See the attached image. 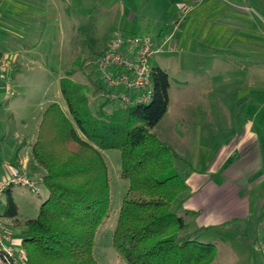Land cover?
Returning <instances> with one entry per match:
<instances>
[{"label":"trees","instance_id":"obj_1","mask_svg":"<svg viewBox=\"0 0 264 264\" xmlns=\"http://www.w3.org/2000/svg\"><path fill=\"white\" fill-rule=\"evenodd\" d=\"M66 75L61 92L68 113L50 104L32 147L49 196L38 217L25 223L26 264H98L95 240L111 205L107 150L120 151L121 177L129 183L113 233L121 259L126 264H214L216 247L187 234L196 213L182 208L188 187L176 162L184 159L152 132L168 110V73L154 67L151 102L132 106L106 98L95 70L88 85L73 81V72ZM90 94L104 97L95 110ZM111 105L123 110L108 112ZM4 215L18 216L10 193Z\"/></svg>","mask_w":264,"mask_h":264},{"label":"rangeland","instance_id":"obj_2","mask_svg":"<svg viewBox=\"0 0 264 264\" xmlns=\"http://www.w3.org/2000/svg\"><path fill=\"white\" fill-rule=\"evenodd\" d=\"M247 1L248 5L252 7L253 13L262 16V21L257 17V23L262 25L264 31V7L257 6L255 4L256 0ZM127 2L129 0H15L17 6L13 2L11 10L8 9L7 13L4 14L7 22L4 20L5 22H2V24H6L8 29L15 28L17 34L27 30L30 31L32 25V31L40 40V44L36 54L38 65L29 69L25 68L23 71L21 82L23 83L24 94L21 97L7 95L6 98L10 100L9 109L11 112L7 117V125L10 128V133L7 136L10 141L15 136H21L22 123L28 125L27 133L29 135L36 133L37 125L40 124L46 107L43 102V93L46 90H52L50 94L54 96V90L58 91L60 89V78H66L67 72L74 73L71 79L76 83L88 84V75L94 74L95 63L116 33H121L125 38L134 36L138 38L153 37L157 23L151 17L145 19L144 17L135 16L134 18L133 13L136 15L139 9H131ZM188 7L191 9L190 6ZM129 8L133 12L132 14H129ZM152 8L154 7H149V16H154L151 13ZM206 8L207 6L204 7V9ZM137 14L141 15V12L139 11ZM21 16L26 17L22 18ZM32 17L37 18V21H32L30 19ZM28 19L32 22L28 23ZM13 20H15V23H12ZM19 21L22 27H18ZM159 26L160 24L157 25V27ZM121 30L131 32L132 35ZM14 40L17 42L16 39ZM196 42L199 52L210 48L208 46L209 39L207 41V39L205 40L199 36ZM211 42L210 40L213 48L218 47L219 44L221 45V43ZM175 46L174 43L172 52H164L157 56L155 63L165 70L170 77V110L162 122L161 129L164 134L163 138L184 159L183 162H176V169L184 178L185 174L190 173L192 170L203 172L215 168L214 165L212 166L213 159H215L218 150L222 146L230 147L233 145L234 139L241 130V124L245 121L244 118L239 117L240 112L243 113L244 99L248 96L253 97L254 92L250 91L249 86H243L240 89L234 85L227 89L225 87L224 94L229 95L230 99H237V101L234 102L235 107L231 113L232 125L229 123L230 119H225L226 125H223L222 118L210 117L208 112L206 98H208L212 89L208 85L198 84L200 80L195 76L204 69L211 70L213 62L207 61L213 57L198 53L194 56L197 57L195 59L185 54L183 61L182 59L177 61L173 58L176 52ZM0 47L2 50L5 49L4 45H0ZM214 56L217 57V55ZM229 56L231 57V63L227 62L225 64L228 66V69L225 70L230 72L233 77L236 70L234 65L236 58L233 54ZM207 58L208 60H204ZM78 61L83 63L82 67L79 64L77 65L76 62ZM247 63L249 64L250 61L247 60ZM1 65L5 66L2 61ZM47 65L50 67L49 70H44L43 66L47 67ZM243 73H245L248 83L253 81V77H251L253 73L250 70ZM212 94L217 96L220 93L216 91ZM89 97L95 99L94 102L90 101L94 107H98L100 103H103L102 96L90 94ZM177 97L187 98V100L198 98L199 101L182 102L184 105L190 103L191 108L181 110L176 102ZM52 102H60L67 108L63 97L60 100L54 99ZM251 105L252 107L255 106L252 102ZM115 109L123 110L121 107L118 108L117 105L107 107L108 112ZM11 113L14 114V118ZM259 120L260 118L256 120V130L264 138V121L257 123ZM4 136L2 135L1 138ZM262 143L264 144V139H262ZM103 156L109 171L111 205L109 217L97 234L94 256L98 264H126L113 247V233L129 183L121 177L120 151H103ZM216 169L217 176L214 177H216L218 184L223 179H230L244 189L243 194L247 195L250 203L249 217L237 219L225 227L212 229L208 232L195 231L189 228L187 234L199 242L213 244L216 247L217 257L214 264H264L263 156L261 158L258 151H256V156L244 158L243 155L235 151L222 169L221 167ZM13 191L16 201L21 206L19 216L21 222L37 218L40 207L48 198V189L42 183H39L35 189L26 186H14ZM2 198L0 213L3 214L5 195ZM22 227L24 228H20L17 232L21 238H23L21 234L25 230V225H22ZM5 230L13 241L14 249H16L17 239H20V237L13 236V232L7 228Z\"/></svg>","mask_w":264,"mask_h":264},{"label":"crops","instance_id":"obj_3","mask_svg":"<svg viewBox=\"0 0 264 264\" xmlns=\"http://www.w3.org/2000/svg\"><path fill=\"white\" fill-rule=\"evenodd\" d=\"M13 2L16 6L18 5L15 3V0H0V45L5 46L4 50L0 47V53L3 55L1 61L5 64L4 69L0 70V184L4 183L11 176L13 169H18L23 177L38 185L42 183L45 171L34 160L32 147L36 142L40 124L38 123L35 134L29 135L27 133L28 125L22 123L21 136H15L12 141L7 136L10 133L7 117L11 112L9 109L10 100L6 99L7 95L21 97L24 94V87L21 82L24 74L23 71L25 68L29 69L38 65V56L36 54L38 53L37 50L40 44V40L37 39L36 35H34L35 33L32 31V25L30 31L27 30L17 34L15 28L8 29L6 24H2V22L6 21L4 14L7 13L8 9L9 11L11 10ZM247 2V0H129L127 2V5L131 9H139L138 12H141V15H138V12L135 15L129 8V14L133 13L134 18L135 16L144 17L145 19H147L146 17H151L157 23L152 38H161L173 32L175 33L176 52L173 58L177 61H181V59L183 61L185 54H188V57L191 58H195L194 56L198 53L213 57L207 62H213L214 68L212 67L211 70L204 69L198 75H195L200 80L198 84L208 85L212 89L208 98H206L210 117L222 118L223 125L225 124V119H230L229 123L232 125L231 113L235 107L234 102L237 99H230L229 95H225V87L227 89L234 85L240 89L243 86H249L250 91L254 92L253 97L248 96V98L245 97L244 99L243 113L240 112L239 117L244 118L245 121L241 124V130L234 139L233 145L230 147L222 146L218 150L215 159H213L212 166L214 165L215 168H210L203 172L192 170L190 173L185 174L183 178L187 184L188 191L184 196L182 208L183 211L196 213V216L191 218L188 223L189 228L195 231L208 232L212 229L225 227L226 224L237 219L249 217L250 203L247 195L243 194L244 189L230 179H223L218 184L216 177H214L217 176L216 168L221 167L222 169L235 151L243 155L244 158L256 156V151H258L260 157L262 158L263 156L264 158V144L262 143V139L264 138L256 130V120L260 118L257 123L264 121V31L262 25L257 23V17L262 21V16L255 15L252 7ZM255 4L264 7V0H256ZM182 5L190 6L192 9H190L191 12L186 16L181 14L180 7ZM205 6H207L206 9H204ZM149 7H154L151 10L154 16H149ZM21 17L25 18L26 16ZM30 19L37 21V18L34 17ZM31 20L28 23H31ZM12 23H15V20ZM159 24L160 26L157 27ZM17 25L18 27H22L20 21ZM121 31L132 35L131 32ZM199 36L205 40L207 39V41L209 39L208 46L210 48L199 52L196 45V39ZM210 40L216 44L221 43V45L219 44L218 47L213 48ZM230 54L235 55L234 58H236L234 64L236 70L233 77L230 72L225 70L228 69V66L225 64L227 62L231 63ZM214 55H217V57ZM156 58L153 60V66L159 67L155 63ZM204 60H208V58ZM247 60L250 61L249 64ZM49 68L48 65L47 67L43 66L44 70H49ZM249 70L253 73L251 74L253 81H249L248 83L243 72ZM62 79L60 78V80ZM51 91L46 90L43 93V102L46 104L45 109L54 103L52 102L54 99L60 100L63 97L61 82L60 89L58 91L54 90V96L50 94ZM216 91L220 93L217 96L212 94ZM102 98L104 101L103 96ZM94 100L90 98V101L94 102ZM193 100L199 101L198 98H193ZM193 100L191 98L187 100V98L177 97L176 102L181 110H187L191 108V104L184 105L182 102H192ZM251 102L254 103V107H252ZM58 104L68 113V109L62 103L59 102ZM170 104L169 91V105L164 118L169 113ZM92 106L94 110L98 108L94 107L93 104ZM11 114L14 118V114ZM164 118L152 132L162 142L174 149L163 138L164 134L161 126ZM2 135L5 136L1 138ZM13 190L14 186H9L0 196V204H2V197L5 195V205L2 211L3 214L0 213V222L4 225L5 229L7 228L13 232V234L10 232L13 236L20 237V239H17L16 245V249L20 251L22 249V238L17 232L20 228H24L22 225H25L26 222H21L19 219L21 206L16 201ZM8 193L12 195L18 208L16 219L7 218L4 215ZM24 234L25 230L21 235L23 236Z\"/></svg>","mask_w":264,"mask_h":264},{"label":"built area","instance_id":"obj_4","mask_svg":"<svg viewBox=\"0 0 264 264\" xmlns=\"http://www.w3.org/2000/svg\"><path fill=\"white\" fill-rule=\"evenodd\" d=\"M180 11L186 16L190 9L182 5ZM174 43V32L162 38H125L116 33L94 66L106 88L105 97L126 106L149 104L153 97V60L164 52H172ZM4 67L0 61V70ZM9 186L35 188L36 184L23 177L18 169H13L11 176L0 184V196ZM12 242L0 222V264H26L23 250L14 249Z\"/></svg>","mask_w":264,"mask_h":264}]
</instances>
